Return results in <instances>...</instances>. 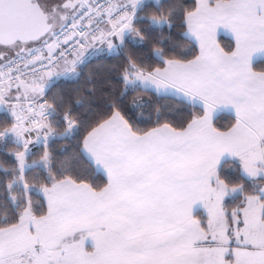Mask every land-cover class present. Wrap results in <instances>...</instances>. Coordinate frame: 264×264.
Instances as JSON below:
<instances>
[{"label":"snow or ice","instance_id":"6c2138e0","mask_svg":"<svg viewBox=\"0 0 264 264\" xmlns=\"http://www.w3.org/2000/svg\"><path fill=\"white\" fill-rule=\"evenodd\" d=\"M0 264H264V0H0Z\"/></svg>","mask_w":264,"mask_h":264},{"label":"trees","instance_id":"16d2710c","mask_svg":"<svg viewBox=\"0 0 264 264\" xmlns=\"http://www.w3.org/2000/svg\"><path fill=\"white\" fill-rule=\"evenodd\" d=\"M222 39H224V40L226 41V40H227V37H223V36H222Z\"/></svg>","mask_w":264,"mask_h":264},{"label":"crops","instance_id":"0c3cea01","mask_svg":"<svg viewBox=\"0 0 264 264\" xmlns=\"http://www.w3.org/2000/svg\"><path fill=\"white\" fill-rule=\"evenodd\" d=\"M223 36V34H221Z\"/></svg>","mask_w":264,"mask_h":264}]
</instances>
